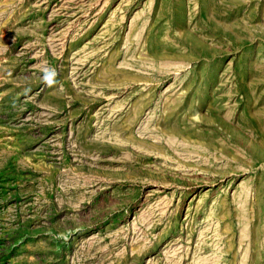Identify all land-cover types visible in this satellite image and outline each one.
Masks as SVG:
<instances>
[{
	"label": "rangeland",
	"instance_id": "374dc122",
	"mask_svg": "<svg viewBox=\"0 0 264 264\" xmlns=\"http://www.w3.org/2000/svg\"><path fill=\"white\" fill-rule=\"evenodd\" d=\"M0 264H264V0H0Z\"/></svg>",
	"mask_w": 264,
	"mask_h": 264
},
{
	"label": "clouds",
	"instance_id": "9594fccd",
	"mask_svg": "<svg viewBox=\"0 0 264 264\" xmlns=\"http://www.w3.org/2000/svg\"><path fill=\"white\" fill-rule=\"evenodd\" d=\"M55 76H56V73L54 70L49 69V70L45 71V73L43 75L44 83L50 87L53 86L54 84L57 83Z\"/></svg>",
	"mask_w": 264,
	"mask_h": 264
}]
</instances>
